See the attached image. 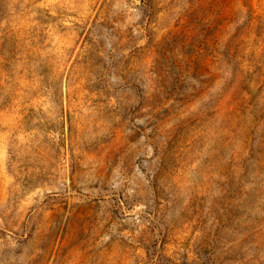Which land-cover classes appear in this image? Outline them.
<instances>
[{
	"label": "rangeland",
	"instance_id": "1",
	"mask_svg": "<svg viewBox=\"0 0 264 264\" xmlns=\"http://www.w3.org/2000/svg\"><path fill=\"white\" fill-rule=\"evenodd\" d=\"M0 264H264V0H0Z\"/></svg>",
	"mask_w": 264,
	"mask_h": 264
}]
</instances>
